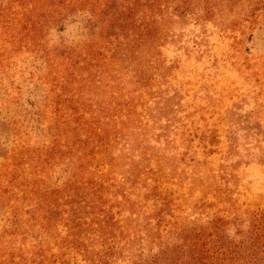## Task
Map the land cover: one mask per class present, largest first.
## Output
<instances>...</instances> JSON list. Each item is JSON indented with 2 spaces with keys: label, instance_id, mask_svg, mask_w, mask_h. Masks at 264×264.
<instances>
[{
  "label": "trees",
  "instance_id": "16d2710c",
  "mask_svg": "<svg viewBox=\"0 0 264 264\" xmlns=\"http://www.w3.org/2000/svg\"><path fill=\"white\" fill-rule=\"evenodd\" d=\"M241 13L236 26L250 30L264 22V0H0V44L36 50L50 66L58 54L65 68L47 159L69 172L40 205L28 206L27 224L17 215L0 241L9 238L17 253L53 264H264V210L242 214L215 191L197 202L200 219L183 222L187 205L174 190L181 180L166 174L168 163L145 145L154 121L144 104L154 102L156 42L168 15L202 23ZM75 22L80 43L55 51L44 44L48 34H64ZM130 75L127 93L122 80ZM88 85L108 90L106 106L99 111L91 101L94 111L83 103L66 112L68 94ZM121 169H128L123 179ZM134 221L146 236L132 234Z\"/></svg>",
  "mask_w": 264,
  "mask_h": 264
},
{
  "label": "rangeland",
  "instance_id": "374dc122",
  "mask_svg": "<svg viewBox=\"0 0 264 264\" xmlns=\"http://www.w3.org/2000/svg\"><path fill=\"white\" fill-rule=\"evenodd\" d=\"M244 17L241 13L198 23L169 14L156 42L154 102L144 104L154 124L147 126L145 145L168 163L166 174L180 178L174 190L184 196L186 223L200 219L197 202L207 193L212 199L215 191L222 193L225 206L236 203L242 214L264 210V22L244 31L234 21ZM83 37L75 22L64 34H48L44 44L55 51L73 47ZM60 66L58 54L50 66L36 50L0 44V238L17 215L26 222L28 206L40 205L45 194L69 176L55 160L47 159V147L55 137L51 115L58 110L53 102L65 71ZM133 79L130 75L122 80L127 93L133 90ZM87 88L68 94L66 112L83 103L94 111L91 101H98L99 111L106 106V88ZM127 170H119L120 179ZM135 222L132 234L146 236L139 235L141 223ZM28 237L26 244L31 245L33 238ZM8 242L9 238L0 241V264H53L21 255Z\"/></svg>",
  "mask_w": 264,
  "mask_h": 264
}]
</instances>
